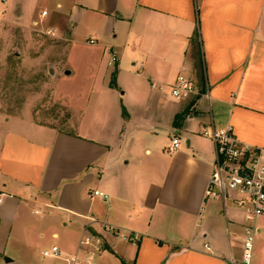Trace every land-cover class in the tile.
<instances>
[{"label": "crops", "instance_id": "1", "mask_svg": "<svg viewBox=\"0 0 264 264\" xmlns=\"http://www.w3.org/2000/svg\"><path fill=\"white\" fill-rule=\"evenodd\" d=\"M38 2L51 5L32 13ZM12 17L25 27L45 19L48 32L95 53L91 73L114 108L87 118L62 101L77 114L68 131L0 111V264H243L241 216L204 198L214 147L199 131L231 125L264 146V0L0 2V19ZM179 73L207 85L210 104L174 99ZM129 74L139 88L125 84ZM257 219L250 264H264ZM52 246L60 254L44 256Z\"/></svg>", "mask_w": 264, "mask_h": 264}, {"label": "rangeland", "instance_id": "2", "mask_svg": "<svg viewBox=\"0 0 264 264\" xmlns=\"http://www.w3.org/2000/svg\"><path fill=\"white\" fill-rule=\"evenodd\" d=\"M41 5L51 4H32V13ZM47 25L45 19L32 27H25L17 17L0 19V111L68 131L77 114L60 102L83 108L87 118L114 106L105 81L91 73L95 53L48 32ZM72 45L74 48L66 50ZM49 67H65L72 73L55 77L49 74ZM107 67L111 68L110 83L116 66ZM125 80V84L136 88L139 81L144 82L133 74ZM257 223L263 225L264 218L257 219Z\"/></svg>", "mask_w": 264, "mask_h": 264}, {"label": "built area", "instance_id": "3", "mask_svg": "<svg viewBox=\"0 0 264 264\" xmlns=\"http://www.w3.org/2000/svg\"><path fill=\"white\" fill-rule=\"evenodd\" d=\"M6 0H0L4 2ZM46 11H42L45 14ZM92 43L93 39H89ZM116 63V56L109 55L108 66ZM155 88L156 84L151 83ZM170 95L178 101L195 103L197 95L203 96L210 104V93L207 85H204L203 91L200 90L196 82L179 73L169 83ZM199 134L209 138L214 147V160L211 173L204 191L205 200H218L225 209L230 205L242 218L241 235H242V256L243 264L251 263V254L253 240L259 228L255 224L258 217H264V146H256L242 142L235 135L231 125L217 127L212 122L202 126ZM179 138L173 137L171 146L172 150L178 146ZM94 194L100 195L103 199L107 198L106 194L94 191ZM3 201V193L0 192V203ZM108 231L113 232L122 240L136 243L134 235L118 233L112 226H108ZM85 243L87 240L84 241ZM205 248H209L204 243ZM44 256H56L60 252L56 246L50 250L42 252ZM231 264L235 263L233 257L229 258Z\"/></svg>", "mask_w": 264, "mask_h": 264}, {"label": "trees", "instance_id": "4", "mask_svg": "<svg viewBox=\"0 0 264 264\" xmlns=\"http://www.w3.org/2000/svg\"><path fill=\"white\" fill-rule=\"evenodd\" d=\"M115 74H116V70H115V72H114V74H113V78H112V80L110 81V86H112V87H114L116 84H115V81H114V78H115Z\"/></svg>", "mask_w": 264, "mask_h": 264}, {"label": "water", "instance_id": "5", "mask_svg": "<svg viewBox=\"0 0 264 264\" xmlns=\"http://www.w3.org/2000/svg\"><path fill=\"white\" fill-rule=\"evenodd\" d=\"M49 72L52 73V70L50 69ZM65 73L68 74L69 70H66Z\"/></svg>", "mask_w": 264, "mask_h": 264}]
</instances>
